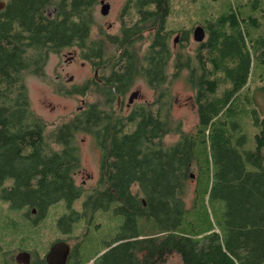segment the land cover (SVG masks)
I'll return each instance as SVG.
<instances>
[{
    "label": "trees",
    "instance_id": "16d2710c",
    "mask_svg": "<svg viewBox=\"0 0 264 264\" xmlns=\"http://www.w3.org/2000/svg\"><path fill=\"white\" fill-rule=\"evenodd\" d=\"M99 1L5 0L0 9V196L10 207L24 209L33 223L59 201L66 203L70 220L117 201L114 211L124 215L123 225L97 256L99 264H161L173 252L183 264H262L264 117L256 120L254 149L241 152L231 141L239 126L233 121L238 94L249 88L256 64L264 63V35L255 30L259 17L230 6L200 24L207 37L188 53L187 31L180 30L178 46L171 43L169 0H126L117 32L100 28L93 38ZM252 4L264 11V0ZM72 47L81 59L103 69L113 49L112 67L104 74L111 84L72 88L73 94L92 92L95 101L64 121L47 123L31 108L24 74L43 76L49 54ZM187 67L197 123L186 132L171 115L167 83ZM138 75L155 93L154 100L121 113L116 97L126 94ZM80 131L93 137L101 161L100 185L77 212L72 204L83 191L74 180L80 167L75 134ZM170 133L178 139L164 144ZM199 145L216 164L208 193L224 202L222 216L213 224L208 215L203 229L179 232L189 211L184 182L191 163L198 162ZM139 216L152 217L165 231L140 235Z\"/></svg>",
    "mask_w": 264,
    "mask_h": 264
},
{
    "label": "rangeland",
    "instance_id": "374dc122",
    "mask_svg": "<svg viewBox=\"0 0 264 264\" xmlns=\"http://www.w3.org/2000/svg\"><path fill=\"white\" fill-rule=\"evenodd\" d=\"M5 0H0V2ZM112 11L107 15L100 12V3L93 11L94 25L91 36L95 38L100 28L107 29L112 24L111 33L117 32L118 10L124 0H110ZM171 12L167 17V28L172 29L170 36L172 45L177 41L176 31L185 30L188 32L189 44L187 49L191 53L198 42L192 38V30L207 19H214L222 13L228 12L233 6L241 14L249 13L260 19V26L255 28L258 33L264 35V14L259 7H253L252 0H169ZM181 32V36H182ZM205 31V38L206 36ZM175 41V42H174ZM147 42H145V45ZM179 45V44H178ZM75 48H67L57 53H50L44 67V75L36 76L32 73L24 74L28 87L31 108L41 116L47 123L64 121L71 117L79 107L86 103L95 101L96 97L92 92L85 95L73 94L65 72L74 74V84H80L84 78L92 74L89 63L83 66L75 65L72 69L66 62L64 53ZM78 52V51H75ZM115 54L110 49L109 55ZM80 58V57H79ZM172 71V67L169 68ZM107 70H103V75ZM68 75V74H67ZM187 70L180 71L174 76L167 86L170 88L171 115L180 121L184 131H190L197 123L196 104L193 91L186 81ZM138 91L139 96L135 104L150 103L155 93L147 86L142 76L138 75L134 85L127 92L125 101L133 91ZM234 105L236 120L239 123L238 129L233 131L231 141L239 150H252L255 147L254 133L258 129L257 119L264 117V63L256 64L252 72L249 88L238 94ZM136 99V98H135ZM121 112V110H118ZM124 110L121 113L127 112ZM235 116V115H234ZM233 116V117H234ZM227 117V119H231ZM178 139V135L170 133L163 138L164 144H172ZM75 142L79 148L80 167L74 173L76 184L83 187L81 195L73 202L72 208L82 212L83 201L91 193L95 186H99L101 153L96 146L93 137L87 132H77ZM52 147L57 148L56 145ZM198 162L193 161L190 166L189 176L184 182L183 198L187 211L182 219L179 232L189 233L190 230H200L206 227L209 215L211 222L216 224L221 219L224 202L220 199L213 200L208 190L214 185L213 175L216 164L208 151L201 145ZM117 201L111 203L106 210L97 209L88 215H82L72 220L68 219L69 209L64 201L51 205L46 215L36 223L24 215V209L10 207L9 203L0 196V264H16L14 255L20 250H25L31 255V263L39 264L43 259L52 242L57 239L65 240L71 245V254L67 264H99L100 255L107 243L113 240L121 230L124 215L114 211ZM191 207V208H190ZM35 214V213H34ZM32 214V215H34ZM63 217L59 223L58 220ZM76 219V220H75ZM137 230L140 235L157 234L165 231L159 223L146 216L137 217ZM159 231V232H158ZM100 252V253H99ZM99 253V254H98ZM161 264H183L180 255L173 252ZM264 264V262L262 263Z\"/></svg>",
    "mask_w": 264,
    "mask_h": 264
},
{
    "label": "flooded vegetation",
    "instance_id": "af4514ba",
    "mask_svg": "<svg viewBox=\"0 0 264 264\" xmlns=\"http://www.w3.org/2000/svg\"><path fill=\"white\" fill-rule=\"evenodd\" d=\"M105 2H108L109 4H110V8H109V11H108V13L109 12H111L112 11V6H111V1L110 0H104ZM125 1L126 0H124V2H123V4L121 5V7L119 8V10H118V28H119V16H121L122 15V8H123V6H124V4H125ZM107 13V14H108ZM106 14V15H107ZM111 28H112V24H108V28L107 29H105V31L108 33V34H113V33H111L110 32V30H111ZM118 28H117V30H118ZM115 33V32H114ZM181 37V31H176V37L174 38V40H176L177 42L176 43H174L173 45L174 46H178V39ZM175 42V41H174ZM72 48H74V47H72ZM188 50V49H187ZM75 51H78V49H74V50H72V51H67L66 53H64V56L66 57V62L70 65V66H72V68H71V70L72 69H74V68H76L75 67V65L77 66V65H79V66H83L84 64H85V62L86 63H89L90 64V67L92 68V74L91 75H89V76H87L86 78H84L83 80H82V82L80 83V84H78V83H75L74 84V82H73V80H74V74L73 73H69V72H65V74H64V77H67V80H68V83L70 84V85H72L71 87H70V89H72V88H74V87H77V86H79V85H83V84H85V83H89L90 84V86H93V87H95V85H103V86H106V85H110L111 83L110 82H108L105 78H104V75L102 74V73H100V72H102L103 70H108V72L110 71V69H111V65H112V63H113V57H109L108 58V65L106 66V69H103L104 68V66H100V65H98V66H94L93 64H91L89 61H87V60H82L81 58H79V55H78V52H75ZM188 53H189V50H188ZM115 67H118L119 65H114ZM185 70H187V74H188V72H189V67H187V68H185ZM95 72H97L96 74H95ZM68 74V75H67ZM134 85V84H133ZM132 85V86H133ZM127 94V93H126ZM126 94H124L122 97H120V96H117L116 97V102H115V108L117 109V110H121V112L122 111H124V110H128V111H130L131 110V108L135 105V102L138 100V97L136 98V99H134L131 103H129L128 102V99L125 101V97H126ZM119 100V101H118ZM154 100V99H153ZM152 100V101H153ZM145 103H149L148 102V100H145ZM84 106H82V107H79L78 108V110H81L82 108H83ZM127 111V112H128ZM101 161V160H100ZM25 252H27V251H25V250H20L18 253H16L15 255H14V261H15V256L16 255H18V254H20V253H25ZM23 260V259H22ZM31 255H30V264H32L31 263ZM15 263H16V261H15ZM17 264V263H16ZM40 264V263H39ZM44 264H45V262H44Z\"/></svg>",
    "mask_w": 264,
    "mask_h": 264
},
{
    "label": "water",
    "instance_id": "95a60500",
    "mask_svg": "<svg viewBox=\"0 0 264 264\" xmlns=\"http://www.w3.org/2000/svg\"><path fill=\"white\" fill-rule=\"evenodd\" d=\"M100 12L106 15L109 11L110 4L104 0H100ZM5 5V2H0V9ZM192 38L195 42H201L205 39V29L202 25H197L192 30ZM97 72H95L96 74ZM139 96V92L133 91L128 97V102L131 103ZM119 101V100H118ZM34 212V210H33ZM71 254V245L65 240H58L52 243L44 256L45 264H67ZM23 259V260H22ZM17 264H30V253H20L15 256Z\"/></svg>",
    "mask_w": 264,
    "mask_h": 264
}]
</instances>
